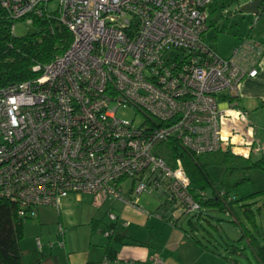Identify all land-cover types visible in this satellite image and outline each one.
<instances>
[{"label": "built area", "instance_id": "1", "mask_svg": "<svg viewBox=\"0 0 264 264\" xmlns=\"http://www.w3.org/2000/svg\"><path fill=\"white\" fill-rule=\"evenodd\" d=\"M215 1L0 0L11 35L18 21L54 16L73 36L63 54L33 68L37 77L0 89V198L17 202L23 219L60 211L74 193L92 196L98 208L121 200L142 210L138 197L158 192L200 213L208 191L192 193L181 159L171 166L158 147L173 142L199 155L261 150L247 112L230 99L258 75L264 45L247 39L224 58L207 44ZM124 105L144 121L122 120ZM127 179L135 185L129 199L120 187Z\"/></svg>", "mask_w": 264, "mask_h": 264}, {"label": "rangeland", "instance_id": "2", "mask_svg": "<svg viewBox=\"0 0 264 264\" xmlns=\"http://www.w3.org/2000/svg\"><path fill=\"white\" fill-rule=\"evenodd\" d=\"M250 1L243 0L241 6ZM241 6H227L223 16L205 34L207 44L224 58L230 57L233 50L242 46L247 39L255 41L257 35L264 31V26L260 24L262 19L264 22V13H241ZM261 9L263 11L264 7ZM215 17L213 15L212 19ZM35 30L33 25L16 22L17 36ZM117 115L125 121L134 120L137 126L145 119L143 114L128 105L120 107ZM250 119L256 128V140L261 141L257 146L263 150L253 156L254 160H258L264 156V112ZM234 151L246 157L249 154L245 149ZM223 171L219 166L209 170L216 182L221 180ZM246 177L248 180L241 182L232 196L239 199L255 194L253 198L243 201L251 204L255 212V230L239 208H235V215H232L215 206L202 207V216L198 218V212L187 214L177 204L167 201L166 195L158 192H145L138 197L142 210L124 204L121 200L108 201L98 208L93 204L92 196L74 193L63 199L60 211L42 208L38 217L24 224V236L20 242L23 260L27 264H102L105 246L111 241L103 231L108 225L116 223L118 234L135 240V244L127 247L142 244L140 246L144 245L146 252L159 251L170 264H257L247 242L240 240L243 232L239 224L251 230L260 242L264 241V193L256 194L264 190V171L249 170ZM134 186L133 179L121 184L124 198L129 199ZM208 193H212L211 189H208ZM111 213L121 219L112 221ZM235 220L239 224L233 223ZM234 244L244 254L232 252L230 246ZM113 245L118 250V256H121L123 249H127L125 244L113 242ZM129 258L132 259L129 256L122 257L125 264H132ZM149 260L150 256L135 264H152Z\"/></svg>", "mask_w": 264, "mask_h": 264}, {"label": "trees", "instance_id": "3", "mask_svg": "<svg viewBox=\"0 0 264 264\" xmlns=\"http://www.w3.org/2000/svg\"><path fill=\"white\" fill-rule=\"evenodd\" d=\"M232 4H235L234 0H216L210 7V26H214L217 20L223 16L227 6ZM213 15L216 16L214 19H212ZM11 24L7 20L0 21V89L37 77L38 73L33 68L36 65H46L63 54L73 40L72 33L54 16L35 19L33 26L36 30L24 36L11 35L9 32ZM235 99L232 98L231 101H235ZM156 154L163 156L171 166H174L177 158L181 159L191 180L192 193L196 190L208 191L211 189L212 193L209 194L208 200H198L202 207L215 206L232 215H235V208H239L251 227L254 230L257 228L255 212L252 210L251 204L243 202L253 198L255 194L237 199L232 196V193L237 191L241 182L248 180L246 174L249 170L264 171V156L254 160L251 155L246 158L231 151L199 155L190 152L185 147L175 145L173 142H167L162 147H158ZM213 166L224 169L219 182H216L209 172ZM263 193L264 190L256 194ZM20 210L17 202L0 198V264H27L23 260L20 242L24 236V224L32 218L23 219L20 217ZM201 216L202 213H198V218ZM233 223L239 224L236 220ZM239 225L243 232L240 240L247 242L257 264H264V241L260 242L251 230ZM106 231H113V233L108 237L111 241L105 246V259L112 262L118 261V250L113 242L119 245L131 242L126 241L129 237L116 232V223L108 225L103 233ZM230 247L232 252L244 254L237 245L234 244Z\"/></svg>", "mask_w": 264, "mask_h": 264}, {"label": "crops", "instance_id": "4", "mask_svg": "<svg viewBox=\"0 0 264 264\" xmlns=\"http://www.w3.org/2000/svg\"><path fill=\"white\" fill-rule=\"evenodd\" d=\"M263 7H264V4H263ZM263 13H264V9H263V11L261 9V14H263ZM261 19H262V15H261ZM261 19H260V21H261ZM260 24H262L264 26L263 19L260 22ZM255 42L264 45V31L259 33V35H257ZM225 99L226 98L223 97V100H221V105H222L223 109L228 110L229 108H231L229 106H232L231 105L232 103L230 102V105H228L227 101ZM234 103L236 104V106L239 109H242L245 112H247L248 119L251 123H252V120L250 119L251 117H256V116H258V114L264 112V55L262 57L261 64L258 66V75L254 78H246L241 83L239 95L235 99ZM231 114H233V112ZM256 136L257 135L255 133V146L254 147H257L258 143H261L260 140H256ZM235 149L247 150L249 152L247 157H249L250 155L253 157L255 154H260L263 152L262 148L260 151L251 150V148H247V147H237ZM236 155H239V154H236ZM240 156H242V155H240ZM243 157H246V156H243ZM124 204H126V203H124ZM134 208L138 209L137 207H134ZM119 219H121V218L118 217V220ZM129 239L126 241H134L133 244H135V240H133L132 238H129ZM130 244H132V243L125 244L126 245L125 248H127V249H123L121 256H118V258H117L118 264H120L121 262H124L123 259L126 256L132 257V259L129 258L132 260V264H135L136 262H141V261H143L144 258L149 259V256H150L149 261H152V264H154V261L157 259H159L162 262L161 264H170L169 262H167L164 259V257L159 253V251L152 252V253H150L149 251L146 252L144 249L145 246L144 245L140 246L142 244L138 245V247H129V246L127 247V245H130ZM138 248H140V249H138ZM105 256H106V254H105ZM122 257H123V259H122ZM87 263H90V262H87ZM92 263H95V262H92ZM123 264H125V262Z\"/></svg>", "mask_w": 264, "mask_h": 264}, {"label": "water", "instance_id": "5", "mask_svg": "<svg viewBox=\"0 0 264 264\" xmlns=\"http://www.w3.org/2000/svg\"><path fill=\"white\" fill-rule=\"evenodd\" d=\"M264 0H253L240 7L239 11L241 13H250L254 15H259L261 13V7Z\"/></svg>", "mask_w": 264, "mask_h": 264}]
</instances>
